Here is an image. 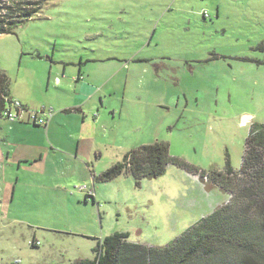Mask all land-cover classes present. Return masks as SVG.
Returning a JSON list of instances; mask_svg holds the SVG:
<instances>
[{
	"label": "rangeland",
	"instance_id": "obj_1",
	"mask_svg": "<svg viewBox=\"0 0 264 264\" xmlns=\"http://www.w3.org/2000/svg\"><path fill=\"white\" fill-rule=\"evenodd\" d=\"M0 70L50 119L81 92L79 70L105 100L82 137L52 148L44 134L20 166L0 118V264L93 259L114 233L164 247L231 196L172 163L141 181L99 176L156 141L200 172L241 168L252 124L264 123V0H52L0 34Z\"/></svg>",
	"mask_w": 264,
	"mask_h": 264
},
{
	"label": "trees",
	"instance_id": "obj_2",
	"mask_svg": "<svg viewBox=\"0 0 264 264\" xmlns=\"http://www.w3.org/2000/svg\"><path fill=\"white\" fill-rule=\"evenodd\" d=\"M49 1L0 0V34L15 33ZM10 99L9 78L0 70V118ZM171 163L207 179L230 195V202L164 247L129 242L128 234L114 233L98 239L93 259L71 264H264V123L252 124L237 171L228 161L224 171L200 172L171 156L167 142L156 141L129 151L99 178L110 181L122 174H130L136 181L156 178Z\"/></svg>",
	"mask_w": 264,
	"mask_h": 264
},
{
	"label": "crops",
	"instance_id": "obj_3",
	"mask_svg": "<svg viewBox=\"0 0 264 264\" xmlns=\"http://www.w3.org/2000/svg\"><path fill=\"white\" fill-rule=\"evenodd\" d=\"M84 74V71L79 70L77 75H72L74 78H76V82L82 83L81 92H77L78 88H76L75 90H73L74 92L70 94L71 97H69V99L65 103L56 105L53 104L57 112L55 111L53 117L48 121L47 126H45V133L42 130H36L37 128L43 126L33 125L28 122H9L5 119L6 122L9 123L10 131L14 134V141H16V143L12 147H14V149H16V147L18 148V156L16 159L19 166L22 161H31V158L36 157L35 154L40 151L39 149L41 145L36 143V138L46 139L47 137L50 143V147L53 148L59 143H62L61 146L62 148H64L66 147V143H68L66 139H70L71 142H74L72 139L75 138V136L78 138L79 136L82 137L86 125L84 122V117L86 113L88 114V112H92L95 109H97V111L100 110L98 101L100 102V106L102 107L101 110H103L101 111V115L105 114V100L99 97V100L94 101L96 92L100 90L102 86L94 87L93 85L86 84ZM10 96L21 101L30 110L34 109L32 106L33 103L31 102V97H26L19 92L12 93L11 91ZM113 110L115 109L113 108ZM73 111L74 113H72ZM80 117L83 120L80 122L81 126H78L76 135L73 132H68L70 131L68 130V125L72 126L70 119L72 118L73 120L78 122L80 120ZM67 118L69 119V121L67 120ZM44 134L46 135V137ZM79 147L80 145H78V148ZM8 158L9 157L7 156L6 160H9ZM4 160L2 158V152H0V161L4 162Z\"/></svg>",
	"mask_w": 264,
	"mask_h": 264
},
{
	"label": "built area",
	"instance_id": "obj_4",
	"mask_svg": "<svg viewBox=\"0 0 264 264\" xmlns=\"http://www.w3.org/2000/svg\"><path fill=\"white\" fill-rule=\"evenodd\" d=\"M206 15V13H205ZM52 112L42 108L40 111H33L17 99H10L2 113V117L9 122H28L37 126H47ZM84 189L83 187L80 190ZM38 245L39 242H34Z\"/></svg>",
	"mask_w": 264,
	"mask_h": 264
},
{
	"label": "water",
	"instance_id": "obj_5",
	"mask_svg": "<svg viewBox=\"0 0 264 264\" xmlns=\"http://www.w3.org/2000/svg\"><path fill=\"white\" fill-rule=\"evenodd\" d=\"M247 117L250 118V116H248V115L243 116L242 121H243L244 119H246Z\"/></svg>",
	"mask_w": 264,
	"mask_h": 264
}]
</instances>
